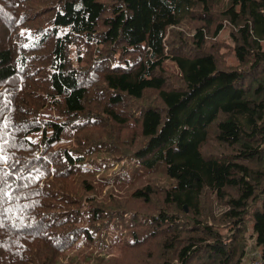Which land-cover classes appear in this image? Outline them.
Masks as SVG:
<instances>
[{"label": "trees", "instance_id": "obj_1", "mask_svg": "<svg viewBox=\"0 0 264 264\" xmlns=\"http://www.w3.org/2000/svg\"><path fill=\"white\" fill-rule=\"evenodd\" d=\"M1 63L0 264H264V0H0Z\"/></svg>", "mask_w": 264, "mask_h": 264}, {"label": "rangeland", "instance_id": "obj_2", "mask_svg": "<svg viewBox=\"0 0 264 264\" xmlns=\"http://www.w3.org/2000/svg\"><path fill=\"white\" fill-rule=\"evenodd\" d=\"M181 26H183L184 30H187L190 28V22L188 20L186 21L184 20ZM224 39L226 40L225 31H222L219 34V40L224 41ZM226 62L227 64H230V65L236 64L235 60L232 57H227ZM163 67L166 72H171L174 74L178 73V70L175 64H173V62L169 60L164 62ZM0 70L3 72V77L5 79H10L14 75V70L8 63H5V64L1 63ZM44 113H45L46 119H56L54 118L53 111L49 110L48 108L47 110L44 111ZM40 136H41L40 132L35 133V134L30 135L29 139L33 142H37L39 141ZM70 147H71V140L69 141L61 140L54 144V148H70ZM122 167L121 169L120 168L116 169V165H114V167L108 168L107 172L105 173V175H107V178H110V179L113 178L117 180L115 182H118V180L121 181L116 184L114 181L109 180L108 185H107V189L112 186L111 192L114 193L118 198L127 197L130 191H132L134 188L139 187L143 183V179L147 176L150 177L151 179H155L161 185H164V186L174 183V181L170 179L166 175L165 172L163 173L160 172L161 164H158L157 170L156 169L153 170L147 176L142 174L141 179L134 181L133 185L127 182L128 177L130 175L132 176L135 172L133 166L130 164H126L125 165V167H127L126 169H123ZM162 168H163V164H162ZM117 177L119 179H116ZM122 179L125 181H122ZM215 212H218V211L216 210ZM81 224L83 226L84 221H82ZM102 236L104 238V241L103 242L101 241L102 244L98 243V240H96L95 235L90 236V239H92V242L90 243L86 242L88 244V247L89 248L91 247L92 250L94 251L93 254L97 255L98 253H102L104 254L105 257L112 256L114 258L124 259L128 257V255L131 253L132 250L129 251V250L121 249L123 241H124V233L122 231L121 226L117 225L113 227V225H109L104 230V233L102 234ZM86 243H83V244H86ZM89 253L90 251L87 248L80 246L79 250L69 252L66 256H64L61 260V264H85V260L87 259V256ZM253 254L254 253H251V256Z\"/></svg>", "mask_w": 264, "mask_h": 264}, {"label": "built area", "instance_id": "obj_3", "mask_svg": "<svg viewBox=\"0 0 264 264\" xmlns=\"http://www.w3.org/2000/svg\"><path fill=\"white\" fill-rule=\"evenodd\" d=\"M249 264H263V261L258 254L254 253L250 258Z\"/></svg>", "mask_w": 264, "mask_h": 264}, {"label": "bare ground", "instance_id": "obj_4", "mask_svg": "<svg viewBox=\"0 0 264 264\" xmlns=\"http://www.w3.org/2000/svg\"><path fill=\"white\" fill-rule=\"evenodd\" d=\"M58 42V41H57ZM62 44V43H61ZM149 93V92H148ZM157 94V93H156ZM150 95V94H149ZM155 95V94H154ZM153 95V96H154ZM158 95V94H157ZM150 96H152V94L150 95ZM156 96V95H155ZM151 99V98H150ZM157 99V98H156ZM159 101H161V99L159 100ZM157 102V101H156ZM155 103V102H154ZM161 104V103H160ZM164 115V114H163ZM156 124V123H155ZM184 178V177H183ZM190 184V183H189ZM213 194V193H212Z\"/></svg>", "mask_w": 264, "mask_h": 264}]
</instances>
